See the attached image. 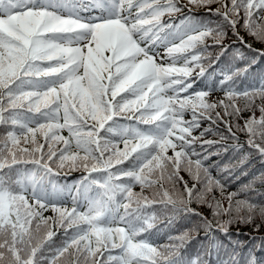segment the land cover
Here are the masks:
<instances>
[{
  "label": "snow or ice",
  "instance_id": "6c2138e0",
  "mask_svg": "<svg viewBox=\"0 0 264 264\" xmlns=\"http://www.w3.org/2000/svg\"><path fill=\"white\" fill-rule=\"evenodd\" d=\"M200 10L217 21L192 15ZM229 31L247 49L241 31L264 44V0H0V264H209L211 249L182 252L192 232L226 236L234 219L264 220V206L236 199L205 166L221 149L195 147L218 143L205 137L224 123L230 135L219 140L241 152L222 117L251 111L239 130L264 158V106L255 115L264 78L241 89L245 63L194 87L222 56L244 60L225 43ZM217 91L224 98L210 101ZM73 171L81 173L74 183H59ZM216 191L221 199H209ZM181 213L199 223L159 244L157 222ZM58 230L64 240L52 250ZM215 255L218 264H260L235 249Z\"/></svg>",
  "mask_w": 264,
  "mask_h": 264
},
{
  "label": "trees",
  "instance_id": "16d2710c",
  "mask_svg": "<svg viewBox=\"0 0 264 264\" xmlns=\"http://www.w3.org/2000/svg\"><path fill=\"white\" fill-rule=\"evenodd\" d=\"M185 11H187V9H185ZM192 15L201 21H207L209 23L217 21V18L210 16L206 10H200L192 13ZM163 19L167 20L168 17H164ZM241 35L244 36L247 43L253 45L254 50L243 47V45L231 37V32L229 31L225 38V43L229 44L233 50L240 49L244 55V60L233 61L230 54L228 56H222L219 61H216L213 66L208 69L206 76L194 87L198 89L207 88L219 79V73L222 71L235 72L237 69L242 68L245 63L249 65L248 72L242 73L236 78V83L241 89L250 87L258 83L260 79L264 78V55L260 54L261 52H264V44L255 41L243 31H241ZM208 43L211 46L212 41L209 40ZM209 51L213 56L215 55V49L210 47ZM163 55L164 52L161 50V56ZM213 93H220L219 98L214 101L224 98L222 92L217 91ZM237 104L238 106L243 107L244 100L239 99ZM255 105L257 107L255 115L258 118L260 115L258 109L260 106H264V101L257 98L255 100ZM220 111L223 112V109H220ZM252 114L251 111H245L239 119L235 117H222L224 120H231V123L233 124V132L239 140V145L242 146L241 152H236L232 149V146L236 141H233L232 139H227L225 141L219 140V134L230 135L227 132L224 123L212 125L219 134H209L205 137V139L218 141V143L214 144L211 148L205 146V148L202 149L199 143L195 145V147L197 151L201 153L205 150L211 153L221 149L218 155H210L209 159L204 162L205 166L210 168L211 175L213 177H219L224 182L226 192L239 191L240 194L236 199L247 200L258 206H264V180H261V176L264 174V158H262L254 149L248 148L246 143L247 136L244 132L239 130V128L243 126L244 120ZM185 119H191L189 113L185 114ZM210 123L211 122L207 120L202 121L201 124L204 125L201 127V131L204 128L209 127ZM63 135H67V133L64 132ZM121 147H123V145H121ZM225 147L228 148L227 151L222 150V148ZM244 153H251V155H249L247 161L241 165L239 161L241 155ZM225 166H227L229 170L227 172L221 171ZM80 175V172L75 171L68 172L67 174L62 172L59 178V183L72 184ZM180 175L183 176L184 180L188 181L189 186L192 185L193 181L188 177L186 172H181ZM245 185H250V187L244 188L243 186ZM180 187L182 188L183 186L180 185ZM133 191L140 192L139 185L135 186ZM144 195L151 198L152 190L145 189ZM213 195H215L217 199H221L218 191L208 194V198L211 199ZM222 204L224 207H227L226 200H222ZM192 207L203 216L212 219L211 210L207 205L193 203ZM51 214L50 211L44 213L45 216H50ZM241 215H244V213L241 212ZM199 219V217H185V215L181 213L179 216L175 217L173 223L169 225L167 223V217H164L157 222V228L163 230L158 239V243L161 245L167 244V237L169 235L179 236L181 233L193 228L194 225H197ZM224 219H227V217H224ZM63 240V231L58 230L57 235L53 238L52 250L62 244ZM209 249L213 251V255L209 258V264H218L215 253H223L224 251L231 252L233 249H235L237 253H242L245 258L249 255H254L260 264H264V220L260 218L258 212L252 223L241 222L239 219H234L228 226V235L226 236L217 231L215 227L213 228V232L207 234L201 228L200 230L191 233V240L188 241L187 248L182 249V252L194 256L201 250ZM45 254L50 255L51 253L46 252Z\"/></svg>",
  "mask_w": 264,
  "mask_h": 264
},
{
  "label": "rangeland",
  "instance_id": "374dc122",
  "mask_svg": "<svg viewBox=\"0 0 264 264\" xmlns=\"http://www.w3.org/2000/svg\"><path fill=\"white\" fill-rule=\"evenodd\" d=\"M219 95H220V93H211L210 96L208 97V99H209L210 101H214L215 99L219 98ZM203 125H204V124H201V127H203ZM201 129H202V128L198 129V130L194 133V135H197V136H198L199 133H200V131H201Z\"/></svg>",
  "mask_w": 264,
  "mask_h": 264
}]
</instances>
